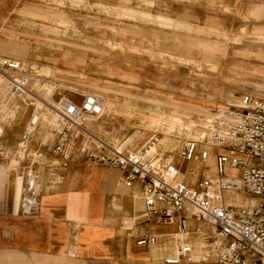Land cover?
<instances>
[{"label": "rangeland", "instance_id": "rangeland-1", "mask_svg": "<svg viewBox=\"0 0 264 264\" xmlns=\"http://www.w3.org/2000/svg\"><path fill=\"white\" fill-rule=\"evenodd\" d=\"M261 9L264 0H0V59L22 66L19 73L0 68V217L22 213V183L30 170L48 167L51 174L54 166L64 172L76 163L109 169L84 161L74 149L66 163L52 155L62 125L52 111L61 97L75 103L85 95L102 98V114L83 127L110 146L136 132L125 150L154 134L166 138L157 152L174 163L185 140L201 137L212 111L237 105L245 94L264 96V50L259 54L252 44L264 29ZM159 18L184 27H166ZM21 75L27 86L14 93L9 77ZM23 128L31 132L24 150L18 147ZM205 167L199 165L189 181ZM215 234L191 218L186 241L199 257L209 242H219ZM175 238L139 247L156 248L159 255L136 264H163L174 253Z\"/></svg>", "mask_w": 264, "mask_h": 264}, {"label": "built area", "instance_id": "built-area-1", "mask_svg": "<svg viewBox=\"0 0 264 264\" xmlns=\"http://www.w3.org/2000/svg\"><path fill=\"white\" fill-rule=\"evenodd\" d=\"M0 68L11 73L22 71L21 63L8 57L0 59ZM27 80L25 75L10 76L11 91H25ZM103 108L104 100L95 95L82 96L78 103L59 98L55 110L62 125L50 152L66 163L74 149L84 161L116 170L124 188L137 187L142 213L149 221L175 223L180 243L163 264H264V96L245 94L237 105L212 111L203 123L202 136L182 143L181 163L207 166L193 182L184 179L182 165L157 152L159 139L155 134L135 149L117 150L85 131L82 123L99 117ZM30 139L31 132L23 129L18 147L26 149ZM54 167L51 185H61L64 173ZM39 194L38 174L30 170L21 189L23 214L36 213ZM232 195L256 202L234 204L229 200ZM191 218L209 226L220 237L218 243L209 242L208 252L199 257L184 240ZM194 231L199 233V227ZM155 243L156 237L144 232L135 245Z\"/></svg>", "mask_w": 264, "mask_h": 264}, {"label": "crops", "instance_id": "crops-1", "mask_svg": "<svg viewBox=\"0 0 264 264\" xmlns=\"http://www.w3.org/2000/svg\"><path fill=\"white\" fill-rule=\"evenodd\" d=\"M158 21L166 27H184L166 18ZM253 36L252 44L258 45L260 54L264 50V29ZM171 106L174 110H188L178 104ZM174 164L182 165L178 160ZM199 165L181 168L184 179L198 175ZM45 168L38 173L36 213L14 211L0 217V264H136L159 255L156 248L144 252L135 247L134 240L142 233L151 232L156 243L164 236L177 238L175 223L156 224L144 216L137 187L124 188L116 170L71 164L63 172V183L56 186L51 185L52 169ZM40 173L44 180H40ZM116 173L118 178L114 180ZM229 200L238 205L256 202L236 195Z\"/></svg>", "mask_w": 264, "mask_h": 264}, {"label": "bare ground", "instance_id": "bare-ground-1", "mask_svg": "<svg viewBox=\"0 0 264 264\" xmlns=\"http://www.w3.org/2000/svg\"><path fill=\"white\" fill-rule=\"evenodd\" d=\"M39 70H41V69H38V71ZM36 74V73H35ZM26 93L27 94H29V95H32L29 91H26ZM52 108V107H51ZM53 113H54V115L57 117V118H60L59 117V115H58V113H57V111L54 109L53 111H52ZM56 112V113H55ZM39 116L37 117V118H32V120H31V122H30V124H31V126L32 127H34V126H36V124H37V122H38V120H39ZM85 128V131H87L88 133H90L91 135H93L90 131H88L87 129H86V127H84ZM200 134V133H199ZM135 135H136V132H134L131 136H129L121 145H114V146H112V147H114L115 149H117V150H123L124 148H125V146L126 145H129L130 143H132V141H133V139L135 138ZM200 136H202V134H200ZM199 139V138H198ZM158 144H159V141H158ZM158 144H157V146H158ZM157 149V148H156ZM208 173H209V171H208ZM19 201V200H18ZM17 201V202H18ZM197 257V256H196Z\"/></svg>", "mask_w": 264, "mask_h": 264}]
</instances>
